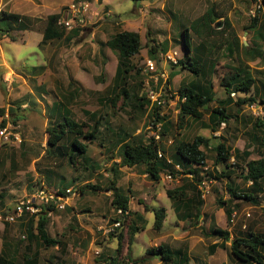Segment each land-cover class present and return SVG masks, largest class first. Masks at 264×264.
Masks as SVG:
<instances>
[{
  "label": "rangeland",
  "instance_id": "rangeland-1",
  "mask_svg": "<svg viewBox=\"0 0 264 264\" xmlns=\"http://www.w3.org/2000/svg\"><path fill=\"white\" fill-rule=\"evenodd\" d=\"M73 1L80 0H0V10L26 16L31 21L29 31L12 30L0 37V119L7 118L11 129L18 133L20 139L19 142L11 139L5 142L0 138L1 209L3 207V209L10 210L16 201L25 195L32 194L36 183L42 182V177L44 185L48 186L51 191H55L62 184L60 174L66 180H70L71 177L77 179L67 187L75 188L85 183L96 184L100 187L107 185L110 154L114 156V161L118 160L117 147H113L111 150L104 148L108 146V139L112 138L110 131L123 129L136 133L142 129V124L146 120L147 107H144L141 112L134 110L130 100H127V103L123 105L121 98L113 105H103L99 102L103 95L110 92L109 88L112 85L117 56L115 51H111L99 43L105 41L114 31L113 29L118 28L113 20L121 21L132 15L131 7L134 2L105 0L111 14L107 11V16H104L105 11L97 9L99 0H83L88 5L85 15L90 16L89 19H92L93 22H90L84 29L78 30L80 31V33L77 32L79 33L78 37H72L69 40L54 39L38 46L46 15L57 12H60L61 15L63 7ZM256 1L258 2V0ZM135 2L140 5L145 1ZM253 4L251 0H167L161 10L151 11L152 15L145 19L139 34L141 48L138 54L130 58L132 66L139 69L138 75H134V71H132L133 77H128L126 80L130 92L139 95V93L147 91L142 84L144 75L141 74L144 59L147 57L146 31L148 32L146 37H151L156 42L167 40L168 48L176 50L180 57L181 44H175L171 39L176 37L175 34H178L181 26L193 24L195 18L212 6L216 13L222 15L215 19L214 29H225L222 19L224 17L241 43L247 45L250 32L244 30L243 26L253 16L250 12ZM258 14L264 20L263 8ZM216 22L220 23L218 27L215 26ZM108 23H111V26L115 28L110 29L111 26ZM230 28H226L227 31ZM220 30L199 33L189 30L192 44L195 45L199 40L205 39L208 48H206L204 56L209 54L210 57L217 59L216 70L212 76L216 98L225 95L218 85V78L226 73L228 64L235 63L222 54L224 50L221 41L224 33L221 35ZM64 31L68 30L64 28ZM216 45H218L217 48ZM259 48L261 52L259 56L253 55L251 60L246 63L253 71V76L261 78L264 75L257 71L264 72V62L261 61V58H264V44H260ZM160 54H158L160 60L158 65L169 71L173 65L161 60ZM34 65H44L43 71L39 72L35 69L29 71V68ZM172 70L175 74L170 79V87L174 91L180 84L186 83L192 78L190 73L178 67H173ZM139 80L141 81L140 87L136 83ZM73 88L74 92L71 90ZM28 94L34 96L35 108L33 109L24 102ZM61 94H66L68 109L74 120L91 124L83 111L99 110L105 113V122L102 125L110 131L103 129L97 139L86 143V155L99 166L97 171L91 175L80 168L74 170L64 160H56L46 153L47 107L51 102L60 100ZM243 95L247 94L235 93L232 99ZM18 101L21 103L16 109L15 103ZM215 102H210L206 106L207 110L213 107ZM8 107L12 108L13 114L8 115ZM233 108L235 109V107L230 109L233 110ZM174 110L176 109L174 108ZM161 111H164L172 123L169 132L162 140L165 147H168L166 140H173L174 136L184 140H189L196 134L211 137L209 129L202 125L206 123L205 113H203L201 121L188 119L185 126L175 129L176 112L171 108ZM238 112L241 116L248 114L252 117H261L264 116V107H249L245 104L240 107ZM13 117H17L15 124L10 121ZM238 118L236 121L228 119L222 127L218 126V130L213 135L215 137L219 135L230 148L241 149L244 144H247L245 146H249L251 150L249 157L256 158L257 149L254 142H249L247 134L251 130V120L243 123ZM176 132L179 135H176ZM146 135L148 136L147 132ZM98 140H101L103 147L99 146ZM212 141L215 140H211V143ZM167 150L166 156L169 157V149ZM205 153V168L207 171H211L212 175H217L221 165H216L214 168L212 164L213 152L206 149ZM119 169L120 173L115 185L123 193L126 190L130 191L129 195L132 196L130 207L132 209L137 204L148 203H151L153 207H165L167 215L165 216L164 212L160 230L154 231L151 228L153 212L144 211L143 229L135 233L131 244H128L125 241L127 226L141 224L133 218L132 211L129 216L120 217V224L111 229V219L115 214L109 206L110 192L84 189L83 195H79L75 189V195L66 204V206L73 207L72 210L69 212L63 209L53 212L48 217L46 224L49 236L62 240V248H57L55 245L45 246L35 238L28 240L25 237L24 229L29 217L24 215L23 219H16L10 224L0 221V249L2 241H6L11 248L16 247L15 256L20 259L21 254L26 253L25 247L29 243L28 252L35 255L40 264H55L59 260L65 264H169L160 262L158 254L145 256L146 248L161 243L170 248L184 247L188 257L187 264H231L225 249L216 246L212 252L209 251L208 245L217 239L208 234L209 226L226 228L231 234L248 226L254 231L264 232V192L260 195V203L257 205L243 201L233 202L232 205L236 206L233 207L231 219L228 222H226L222 208L216 204L217 198L227 199V185H235L238 188L246 185L237 171L230 176L231 182L224 177L220 180L211 179L208 181L210 178L205 177L203 170L201 171V179H205L207 182V192L200 197L202 204L199 207V216L195 220L191 214L188 218L183 216V219H179L171 207L170 200L165 195V190L182 187L186 181H191L192 178L189 175L172 176L171 179H166L163 175L165 172H161L158 180L153 181L146 175H142L144 172L139 166H123ZM44 170H49L51 173ZM184 191L187 197L192 194L189 187H186ZM150 197L155 201L149 200ZM190 212L192 213L194 210L191 209ZM35 221L36 216L33 217L32 226L35 225ZM118 233L123 235L121 242L117 241ZM127 244L128 246H126ZM227 244L228 242L225 245ZM116 248H119L118 253ZM116 253L118 255L114 256ZM112 255L115 257L113 262L108 260L105 263L103 261L107 256ZM143 256L144 260L137 261V263L132 262V260Z\"/></svg>",
  "mask_w": 264,
  "mask_h": 264
},
{
  "label": "trees",
  "instance_id": "trees-1",
  "mask_svg": "<svg viewBox=\"0 0 264 264\" xmlns=\"http://www.w3.org/2000/svg\"><path fill=\"white\" fill-rule=\"evenodd\" d=\"M251 1L253 2L255 0ZM262 4L264 5V0H262ZM59 13L60 12L48 14L44 18L38 46L59 38L69 40L77 34L79 27H72L65 32L64 27L56 24L60 15ZM258 13L259 9H257L255 15L249 18V22L243 26L244 30L250 32L247 45L241 43L234 31L230 28L227 19L224 17L222 19L225 29H214L213 23L215 19L222 15L216 13L212 6L207 8L202 15L195 18L193 24L181 26L178 34H175L176 37L174 36L171 39L175 44H181V55L177 58L176 63H171L173 65L171 67H178L181 70L187 71L191 74L192 78L186 83L180 84L176 91L172 90V87H170V79L175 72L172 68L166 71L158 65L160 61L158 54L164 53L168 49V41L163 40L156 42L151 37H146L147 31L145 33V38L147 40V57L155 62L158 69L157 72H160V70L166 71L167 77L165 79V85H168L169 89L177 95L174 104V108L176 109L174 128H182L186 125L188 119L191 121H201L200 119L203 113H205L206 123L202 125L209 129L211 137L196 134L193 135L191 139L184 140L174 136L173 140H166V146L168 147L162 144L163 137H166L172 125L171 121L166 117L165 113L162 115L159 114V108L149 102L146 97V92H141L139 95L138 93L134 94L130 92L127 86V78L133 77L131 72L134 71V75H138L139 72V69L134 68L130 62V58L138 54L141 48L139 34L135 31L115 28L105 41L99 43L117 53L112 85L109 88L110 92H108L107 95H103L99 99V102L103 105H113L121 98L122 105L126 104L127 100H130L129 102L130 104L132 103L131 107L134 110L141 112L144 107H147L146 120L142 124V129L138 130L136 133L123 129L110 131L107 127L102 125V123L105 122V113L99 110L83 111V114L91 121V124L85 121L74 120L68 109L66 94H61L60 100H55L49 104L47 107L48 114L46 120V153L56 160H64L65 163L74 170L80 168L89 175L96 172L99 166L86 155V143L97 139L99 133L103 129L109 130L112 134V138L108 139V146L104 148L111 150V148L117 147L118 160L114 161V156L110 154V165L107 169L108 184L100 187L96 184L85 183L74 188L79 195H83L84 189L89 191H109L111 196L109 206L115 214L111 219V223L121 217L117 215V209L129 213L128 200L130 191L126 190L123 193L121 189L115 185L120 173L119 168L122 166H139L142 168L141 171L153 181L158 180L160 173L165 171H168L173 176L189 175L192 178L191 181H186L182 187L165 190V195L170 200L174 213L180 214L186 218L190 217L191 214L195 217V220H197L199 216V207L202 204V199L199 196L197 184L201 181L202 170L205 177L210 178L208 181L211 179L220 180L224 177L230 182V176L237 171L239 172L241 180L246 184L242 188H238L235 185H227V199H216L217 206L221 207L224 212L226 222L231 219L230 216L233 212V207L236 206L232 205L233 202L243 201L253 205L260 203V195L264 192V116L252 117L248 114L241 116L238 112L242 105L250 103H255L258 106L264 107V76L261 77L262 79L254 77L253 71L246 63L251 60L253 55L259 56L261 53L259 48L260 44H264V20ZM226 28H230V30L227 31ZM27 29H30L29 18L17 13L0 10V37L12 30L22 31ZM189 30H193L195 33L220 30L219 33L221 35L224 33V37L221 41L224 50L222 54L230 61H235V63L228 64L226 73L218 78V85L225 93L221 98L215 97L212 83V76L216 70L215 64L217 59L215 57H210L209 54L204 56L206 48H208L205 39L199 40L195 45L192 44ZM217 47L218 45H216V48ZM261 61L263 63L264 58H261ZM32 69L40 72L43 71L44 65L31 66L29 71ZM257 73L264 75L262 71H257ZM161 82L162 80H159V83ZM136 83L139 87L141 86L140 80ZM71 90L74 92L75 89L73 88ZM230 92H239L247 95L232 99V97L229 96ZM33 98V95L28 94L24 101L27 106L32 109L35 108V101ZM21 101L15 103L16 109L19 108ZM212 101H216L215 105L207 110L206 106ZM232 107H235V109H230ZM7 112L8 115L13 114L12 108L8 107ZM237 118L243 123L251 120V130H249L247 134L249 135V142H254L257 149L256 158L249 157L251 150L249 146H245L247 144H244L241 149L237 147L230 148L219 135L217 137L213 135V133L218 130V126L221 122L225 123L228 119L236 121ZM16 119L17 117H13L10 121L15 124ZM6 122H8L7 118L0 119V127ZM156 123L159 125V129L156 132L158 134L157 140L153 139L151 135H146L147 125L151 124L154 127ZM176 135H179V133L176 132ZM168 140H170V142H168ZM211 140L215 141L211 143ZM98 144L99 146H104L101 140H98ZM167 149H169V163L165 160ZM206 149L213 152V167L215 168L216 165H221L217 175H212L211 171H207L206 168L204 169ZM157 150L161 152L160 157L157 156ZM174 164L179 166V171L173 170ZM44 171L51 173L49 170ZM54 175H56V173H54ZM43 176L45 177V173ZM61 176L60 174L62 184L56 188L61 192L64 191L68 185H72V183L77 180L74 177H71L70 180H66ZM57 177L59 176L57 175ZM41 179L42 182H37L36 187H41L40 185L44 182V178L42 177ZM56 180L59 181V179ZM186 187H189L192 191L189 197L185 195L184 190ZM1 199L2 194L0 193V205ZM72 208L71 206H64V209L69 212ZM84 209L88 210L87 208ZM191 209H193L194 212L191 213ZM152 212L153 222L151 228L154 231H158L164 219V207L159 206L153 208ZM132 213L133 216L137 215L135 212ZM33 217L34 216L28 218L30 226H26L24 229L26 234L25 237L28 240L35 238L36 241H40V243H43L45 246L55 245L57 248H62V240L50 237L46 230L48 217L45 216L44 211L40 210L37 213L34 226H32ZM134 219H137L141 224H129V226H127V237L125 236V241L128 244H131L134 234L143 229L144 218L139 214ZM120 222L121 220H119V223ZM208 230L209 235L219 240L218 243L214 242L208 245L209 251L212 252V249L216 246L225 249L231 264H264V232L254 231L250 229L249 226L245 227L243 230H237L235 234H231L226 228L220 229L215 226H209ZM116 238L118 242H121L123 235L118 233ZM226 242H228L227 245H225ZM28 244L27 247H25L26 253H22L21 258L18 259L15 256L17 253L16 247L11 248L6 241H2L0 264H40L36 256L28 252ZM128 244L126 246H128ZM116 249L118 253L119 248ZM117 253L114 254V256H117ZM155 254H158V259L162 263L187 264L186 259L188 257L186 250L172 249L161 243L145 249V256ZM114 256H107L103 261L105 263L108 262V260L113 262L115 260ZM144 258L143 256L137 260H132V262L137 263V261H142ZM61 261L62 260H59V262L55 264H65Z\"/></svg>",
  "mask_w": 264,
  "mask_h": 264
},
{
  "label": "built area",
  "instance_id": "built-area-1",
  "mask_svg": "<svg viewBox=\"0 0 264 264\" xmlns=\"http://www.w3.org/2000/svg\"><path fill=\"white\" fill-rule=\"evenodd\" d=\"M253 2V7L250 9L251 14H254L257 9H264L263 4L260 0ZM88 11V5L86 1L80 0L77 2H70L62 10L61 16L57 19L56 24L65 27L66 29H71L72 27H86L88 24L89 16L85 15V12ZM69 15V17L67 16ZM176 52L174 50H168L164 54L160 55V58L166 62L175 63L176 61ZM158 69L153 60L146 57L143 62L142 72L144 77V86L146 91V97L149 102L157 106L160 110L159 114L162 115L164 111L171 108L174 110V104L177 98L175 92L169 89L168 85H165V79L167 73L165 70ZM159 80H162L159 83ZM233 93H230L232 95ZM251 107V105H250ZM159 129L158 123L154 125H147L148 132L153 135L154 139L158 138L156 133ZM0 138L3 141L16 140L19 142V135L16 131L11 129V126L6 122L3 126L0 127ZM157 156H161V152L157 150ZM166 162L169 163L170 160L166 159ZM174 171H179V166L177 164L173 165ZM172 174L167 172L164 175V178L171 179ZM205 180H201L198 184V188L202 191L201 196L207 192V185ZM65 194H58L53 191L47 190L44 186L36 187L32 194L25 195L22 199L16 201L13 207L5 210H0V221L6 223H12L16 219L20 218L23 215L27 216H37V213L40 210L44 211L45 216H50L54 209L59 210L63 209L64 204L68 201L70 195L72 194L70 188L64 190ZM52 205V208L49 206ZM116 213L119 215H125L126 211H121L120 209L116 210ZM119 225V221L115 220L111 224L112 227ZM24 237V236H22ZM97 254L98 252L95 251Z\"/></svg>",
  "mask_w": 264,
  "mask_h": 264
},
{
  "label": "crops",
  "instance_id": "crops-1",
  "mask_svg": "<svg viewBox=\"0 0 264 264\" xmlns=\"http://www.w3.org/2000/svg\"><path fill=\"white\" fill-rule=\"evenodd\" d=\"M95 1H97V0H95ZM130 1L134 2L133 5H132V7H131V11H132L131 13H132V15L130 17L125 18L124 20H121V21L120 20H113V21H114V24H117L118 25V29H120V30L135 31L138 34H140L141 33V28L144 25L145 19L148 16H151L152 15V12L151 11H153V10L154 11L155 10L158 11V9L161 10L164 7L165 2L167 0H138V1H145V2H142L140 5H137L136 2L133 1V0H130ZM170 1H172V0H170ZM162 3H164V4L162 5ZM168 5H170V4H168ZM97 6H98L97 9L100 8L99 10L105 11V13L103 14L104 16H107V14H108L107 11H109L110 14H111L110 8H107V4H106V1L105 0H99ZM50 14H54V13H50ZM29 22H31L30 19H29ZM89 22H93V20L92 19L91 20L89 19ZM108 24L111 26V23H108ZM113 28H115V27H112V26L110 27V29H113ZM78 30H80V29H78ZM101 30H103V29H101ZM22 31H29V29L22 30ZM78 32L80 33V31H78ZM79 33H77L73 37H78ZM40 38H41V34H40L39 40H40ZM59 39H63V38H59ZM35 44H37V43H35ZM142 175H145V173L142 174ZM131 197L132 196L130 195L129 196V200H128L129 214H130V211H132V212H135L137 215L140 214L144 218V215H143V214H145V213H143L144 211L145 212L152 211L153 208H156V206L153 207V206H151V203H148V204H137L136 207L132 209L130 207ZM149 200H151L152 202L155 201L154 198H151V197L149 198ZM164 212H165V216H166L167 213H166L165 207H164ZM137 215H134V216L137 217ZM177 215H178L179 219H183V216L182 215H180V214H177ZM134 216H133V218H135ZM23 218H24V216L21 219H23ZM4 224H7V223H4ZM29 224H30V222L29 223L27 222L26 223V226H29ZM217 240L218 239H216L214 241L218 243L219 241H217ZM172 249H181V250H184L185 251L184 247H181V248L178 247V248H172Z\"/></svg>",
  "mask_w": 264,
  "mask_h": 264
},
{
  "label": "clouds",
  "instance_id": "clouds-1",
  "mask_svg": "<svg viewBox=\"0 0 264 264\" xmlns=\"http://www.w3.org/2000/svg\"><path fill=\"white\" fill-rule=\"evenodd\" d=\"M255 1H256V0H255ZM255 1H253V2H255ZM260 1H261V3H262V0H260ZM73 2H77V1H73ZM253 2H252V3H253ZM263 6H264V5H263ZM65 7H66V6H64L63 9H64ZM63 9H62V10H63ZM256 11H257V10H256ZM256 11H255V13H254L253 15L256 14ZM259 11H260V9H259ZM61 13H62V11H61ZM60 16H61V15H59V17H60ZM67 16L69 17V15H67ZM59 17H58V18H59ZM88 21H89V20H88ZM89 23H90V22H88L87 25H89ZM87 25H86V26H87ZM62 27H63V26H62ZM64 28H65V27H64ZM84 28H85V27H83V28H80V27H79L80 30H81V29H84ZM65 29H66V28H65ZM67 30H69V29H67ZM168 50H174V49H169V48H168L166 51H168ZM166 51H165V52H166ZM174 51L176 52L175 57H176V60H177V58H178L177 51H176V50H174ZM165 52H164V53H165ZM164 53H161V54H164ZM161 54H160V55H161ZM165 62H166V61H165ZM170 63H172V62H170ZM175 63H176V61H175ZM172 64H174V63H172ZM142 74H143V72H142ZM144 77H145V76H144ZM143 81H144V79H143ZM143 84H144V83H143ZM230 93H233V94L230 95ZM230 93H229V96H230V97H233L234 94H235L234 92H230ZM250 105H251V107H252V106H253V107L258 106V105L255 104V103L247 104V106H249V107H250ZM175 112H176V110H175ZM251 112H252V111H251ZM252 113H253V112H252ZM252 113H251V114H252ZM223 125H224V123L221 122V123L219 124V127H222ZM146 129H147V127H146ZM147 133H148V135H151V134L148 132V130H147ZM151 136H153V135H151ZM153 139H154V137H153ZM157 139H158V138H157ZM157 139H155V140H157ZM168 142H170V140H168ZM156 153H157V151H156ZM166 159H169V157L166 156L165 160H166ZM204 169H205V166H204ZM167 172H168V171H165V173H164L163 175H165ZM172 176H173V175H172ZM201 180H203V179H201ZM198 184H199V182H198ZM198 184H197V190L199 191V196L202 197V196H201V192H202V191L198 188ZM40 186H44L47 190H50L48 186H45V185H44V183H42ZM67 188H70V190H71V192H72V194H71L70 197H69V199H70L71 197H73V196L75 195V189H74V187H72V186H69V187H67ZM64 190H65V189H64ZM50 191H51V190H50ZM53 192L58 193V194L60 193V194H63V195L65 194L64 191L61 192V191H58L57 189H56L55 191H53ZM203 195H204V194H203ZM69 199H68V200H69ZM66 204H68V201L64 204V206H65ZM49 207L52 208V205L49 206ZM263 208H264V203H263ZM6 209H7V208H6ZM63 209H64V207H63ZM63 209H59V210H63ZM0 210H5V209H0ZM59 210L54 209V210L52 211V213H53L54 211H59ZM51 215H52V214H51ZM51 215H50V216H51ZM117 215H119V214H117ZM126 215L129 216V213L126 212L125 215H120V216H121V217H124V216H126ZM23 216H24V215H23ZM23 216H21V217L18 218V219H21ZM28 217H31V216H28ZM34 217H35V216H34ZM36 217H37V216H36ZM46 217H49V216H46ZM119 220H120V218L118 219V221H119ZM5 223H6V222H5ZM111 224H112V223H111ZM119 224H120V223H119ZM113 228H114V227H112L111 229H113ZM97 254H98V253H97Z\"/></svg>",
  "mask_w": 264,
  "mask_h": 264
},
{
  "label": "water",
  "instance_id": "water-1",
  "mask_svg": "<svg viewBox=\"0 0 264 264\" xmlns=\"http://www.w3.org/2000/svg\"><path fill=\"white\" fill-rule=\"evenodd\" d=\"M219 24H220L219 22H216V23H215V26H216V27H218V26H219Z\"/></svg>",
  "mask_w": 264,
  "mask_h": 264
}]
</instances>
